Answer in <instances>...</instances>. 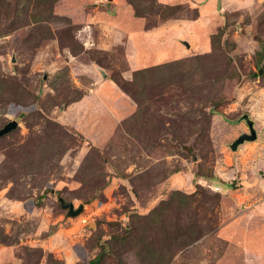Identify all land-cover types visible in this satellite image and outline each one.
Masks as SVG:
<instances>
[{
	"label": "rangeland",
	"instance_id": "1",
	"mask_svg": "<svg viewBox=\"0 0 264 264\" xmlns=\"http://www.w3.org/2000/svg\"><path fill=\"white\" fill-rule=\"evenodd\" d=\"M13 119L0 264H264V0H0Z\"/></svg>",
	"mask_w": 264,
	"mask_h": 264
},
{
	"label": "water",
	"instance_id": "2",
	"mask_svg": "<svg viewBox=\"0 0 264 264\" xmlns=\"http://www.w3.org/2000/svg\"><path fill=\"white\" fill-rule=\"evenodd\" d=\"M262 71L263 70L261 69L260 72L262 73ZM245 119H246L247 124L249 125L250 132L242 133L236 140L232 142L231 148L233 150H238L241 144L247 141H254L258 138V132H257V129L255 128L254 120L249 118L248 115L245 116ZM18 126H19L18 120L16 119L10 120L8 123H6L3 127L0 128V137L10 133L14 129H16ZM63 206L70 208L69 213L71 215L79 214L84 208V204H80L78 208H75L73 202H68V203L63 202Z\"/></svg>",
	"mask_w": 264,
	"mask_h": 264
},
{
	"label": "trees",
	"instance_id": "3",
	"mask_svg": "<svg viewBox=\"0 0 264 264\" xmlns=\"http://www.w3.org/2000/svg\"><path fill=\"white\" fill-rule=\"evenodd\" d=\"M261 69H263V68H260V71H261ZM221 114H223V113H221ZM240 118L242 119L243 117H240ZM231 186L236 187V185L234 183H232ZM101 256H102V254L100 253L99 255L96 256V258L90 260V263L95 264L96 262H98L100 260Z\"/></svg>",
	"mask_w": 264,
	"mask_h": 264
},
{
	"label": "flooded vegetation",
	"instance_id": "4",
	"mask_svg": "<svg viewBox=\"0 0 264 264\" xmlns=\"http://www.w3.org/2000/svg\"><path fill=\"white\" fill-rule=\"evenodd\" d=\"M249 126V125H248Z\"/></svg>",
	"mask_w": 264,
	"mask_h": 264
}]
</instances>
